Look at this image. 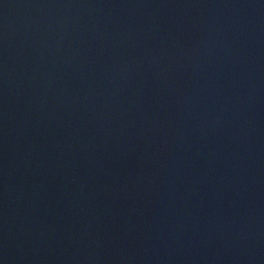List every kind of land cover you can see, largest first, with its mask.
<instances>
[{"label":"water","instance_id":"95a60500","mask_svg":"<svg viewBox=\"0 0 264 264\" xmlns=\"http://www.w3.org/2000/svg\"><path fill=\"white\" fill-rule=\"evenodd\" d=\"M0 264H6V261L2 255L1 251H0Z\"/></svg>","mask_w":264,"mask_h":264}]
</instances>
